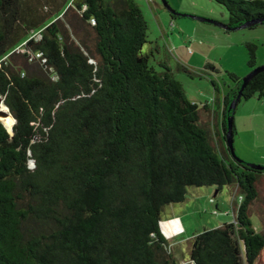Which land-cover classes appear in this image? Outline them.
<instances>
[{
    "label": "trees",
    "instance_id": "obj_1",
    "mask_svg": "<svg viewBox=\"0 0 264 264\" xmlns=\"http://www.w3.org/2000/svg\"><path fill=\"white\" fill-rule=\"evenodd\" d=\"M214 1L230 27L264 23V0ZM146 42L135 0H0V95L14 118L12 134L0 121V264H176L161 213L204 185L239 201L233 221L191 235L192 263L259 258L250 205L264 169L224 135L242 78L230 72L225 92L211 80L200 107ZM245 46L253 68L257 45ZM249 97L264 98V69ZM201 110L218 115L214 143Z\"/></svg>",
    "mask_w": 264,
    "mask_h": 264
},
{
    "label": "rangeland",
    "instance_id": "obj_2",
    "mask_svg": "<svg viewBox=\"0 0 264 264\" xmlns=\"http://www.w3.org/2000/svg\"><path fill=\"white\" fill-rule=\"evenodd\" d=\"M135 1L147 22V42L143 49L146 46L152 49L153 57L149 62L161 69L156 60L164 59L181 81L187 97L200 107L211 102V80L220 92H225L231 84L230 72L242 78L252 68L247 63V41L257 45L256 66L264 63V23L253 28H228L227 12L214 0H166L170 8L162 0ZM170 9L201 18L180 15L172 18ZM187 70L193 71L192 75ZM1 120L10 126L9 115ZM200 121L208 128L214 143L218 115L201 110ZM233 123L235 154L246 162L264 164V98L241 99L234 109ZM257 188L258 195L250 205V217L256 230L264 231V176L259 178ZM238 201L233 186L225 185L220 189L213 185L191 186L184 201L164 207L161 222L177 263L188 252L189 239L194 232L234 220L233 202ZM255 264H264V249Z\"/></svg>",
    "mask_w": 264,
    "mask_h": 264
},
{
    "label": "water",
    "instance_id": "obj_3",
    "mask_svg": "<svg viewBox=\"0 0 264 264\" xmlns=\"http://www.w3.org/2000/svg\"><path fill=\"white\" fill-rule=\"evenodd\" d=\"M162 1H163V4L166 7L170 8L169 4H168V2L166 0H162ZM170 13L174 14V15H180V16H191V17L201 18L199 16L190 15V14H186V13H181V12H178V11H176L174 9H170ZM255 23L258 24V23H261V21L259 19H250V20L244 21L243 23H241L239 25H236L234 27H230L227 24H226V26L228 28L229 27L230 28H241V27H249L250 25L255 24ZM262 69H264V63L251 68L248 71V73L242 77V81H241V84L239 86L237 95L231 101V103L229 105V108L231 109V113H230L229 117L227 118V128L225 130L224 135H225V138H226L227 146H228L231 154L234 155V156L236 155L234 147H233V133H232V122H233L234 109H235L237 103L240 101V92H241L242 88L247 84V82L250 80V78L256 72H258V71H260ZM1 103H3V98L0 95V121L5 126V128L10 132V134H12V126H11L10 129H8L7 126L5 125V123L1 120V117L7 116L8 114H10L12 116V114L10 113L8 107L4 103H3L2 107H1ZM12 118H13V116H12ZM13 123H14V118H13ZM30 163L33 164V161L31 160ZM247 165H249L250 167H252L254 169H259V170L264 169V164L247 162Z\"/></svg>",
    "mask_w": 264,
    "mask_h": 264
},
{
    "label": "crops",
    "instance_id": "obj_4",
    "mask_svg": "<svg viewBox=\"0 0 264 264\" xmlns=\"http://www.w3.org/2000/svg\"><path fill=\"white\" fill-rule=\"evenodd\" d=\"M235 133H236V130H235ZM233 137H234V135H233ZM187 263L188 264L192 263V261L189 259L188 252H186L185 257H183V259L179 263H177V261H176V264H187Z\"/></svg>",
    "mask_w": 264,
    "mask_h": 264
},
{
    "label": "built area",
    "instance_id": "obj_5",
    "mask_svg": "<svg viewBox=\"0 0 264 264\" xmlns=\"http://www.w3.org/2000/svg\"><path fill=\"white\" fill-rule=\"evenodd\" d=\"M148 1H150V0H148ZM36 55L38 56V55H39V53H36Z\"/></svg>",
    "mask_w": 264,
    "mask_h": 264
},
{
    "label": "bare ground",
    "instance_id": "obj_6",
    "mask_svg": "<svg viewBox=\"0 0 264 264\" xmlns=\"http://www.w3.org/2000/svg\"><path fill=\"white\" fill-rule=\"evenodd\" d=\"M8 115H10V114H8ZM8 128V127H7ZM8 129H10V128H8Z\"/></svg>",
    "mask_w": 264,
    "mask_h": 264
}]
</instances>
